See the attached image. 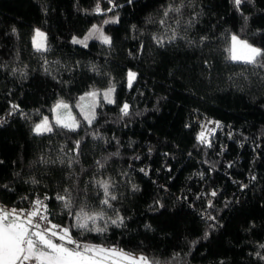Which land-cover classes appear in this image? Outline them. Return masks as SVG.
I'll return each instance as SVG.
<instances>
[{"label": "trees", "instance_id": "1", "mask_svg": "<svg viewBox=\"0 0 264 264\" xmlns=\"http://www.w3.org/2000/svg\"><path fill=\"white\" fill-rule=\"evenodd\" d=\"M94 25L110 44L73 43ZM233 34L264 50V0H0V201L45 195L78 243L157 264H264V57L231 60ZM112 84L91 124L34 132L60 99ZM204 115L222 123L210 146Z\"/></svg>", "mask_w": 264, "mask_h": 264}, {"label": "snow or ice", "instance_id": "2", "mask_svg": "<svg viewBox=\"0 0 264 264\" xmlns=\"http://www.w3.org/2000/svg\"><path fill=\"white\" fill-rule=\"evenodd\" d=\"M111 2L112 0H109V3ZM129 2H131V0H129ZM234 2L236 6H239L242 0H234ZM111 10V8L108 9V11ZM172 10L173 9H169L168 11ZM175 10L178 11V9ZM95 11L97 13L101 12L99 3H97ZM168 11H165V16H167ZM110 22L115 23L118 22V20L105 21V23ZM161 23H163V21H161ZM93 37L99 38L105 44L111 43V38L104 35L102 29L95 25L84 40H79L74 37L73 43L87 46L86 41ZM45 41V34L37 29L33 38V44L37 51L46 50ZM157 42L163 43L162 40H158ZM229 53L231 60L243 61L246 64H256L258 58L264 57V50L253 47L246 41L239 40L236 36L232 37V47L229 49ZM127 77L128 85L131 87L136 78V73L129 71ZM114 91L115 89L113 87L103 93V98L108 103L115 102L112 99ZM86 95L92 97L93 101H95L98 94L96 92H90ZM83 99L84 97H81V100ZM95 106L94 102L91 105L90 111H86L83 105L80 106L81 113L84 115V119L88 124H91L95 119ZM61 108L68 109V105L62 101L55 105L53 111L57 113L55 116L56 125L74 131L79 127V122L70 112H68L66 116L61 115L57 111ZM128 110L129 105L127 103L123 104L121 112L127 115ZM217 126H219L218 122ZM52 131L53 127L48 117H44L42 122L36 124L34 128V132L38 135L50 133ZM198 139L201 143H207L205 132H201ZM79 143V141L76 142V150L79 149ZM69 163H71V161H69ZM141 171L144 170L142 169ZM102 186L107 196L109 194L108 183L103 182ZM212 195L215 196L216 193L213 192ZM112 198L115 199V197ZM45 199H47V197H45ZM56 199L64 201V207L70 209V201L66 200L64 196H57ZM32 203L33 207L27 211L24 209L7 210L0 208V264H26V262H33V264H103V260L113 257L118 258L114 264H157V262L150 261L148 257L143 255L136 257L117 249H106L96 245H80L72 238L69 228H60V226L51 223L46 215L47 205L43 200L36 199ZM102 203L107 204L108 201L104 200ZM35 218H38V220ZM96 219V215L84 214L81 216V214L78 213L76 227L98 232L105 231V229L102 228H88V222L91 221L95 224ZM118 219H120L122 223V218ZM40 221L50 226L42 228ZM111 222L112 224H117L116 220ZM52 237L58 238V240L63 243L54 242ZM67 245H75V248H70Z\"/></svg>", "mask_w": 264, "mask_h": 264}, {"label": "rangeland", "instance_id": "3", "mask_svg": "<svg viewBox=\"0 0 264 264\" xmlns=\"http://www.w3.org/2000/svg\"><path fill=\"white\" fill-rule=\"evenodd\" d=\"M95 26H97V25H95ZM98 28H100V29H102V32H103V34L104 35H106V36H108V37H110V35H108L107 33H105V31H104V29H103V26H97ZM40 30L41 32H43L44 34H45V37H46V41H45V44H46V48H47V35H46V33H45V31L43 30V29H41V28H39V27H36L35 28V33H36V30ZM92 29V28H91ZM90 29V30H91ZM90 32V31H89ZM89 32L85 35V36H83V37H75V38H77V39H79V40H84V38L86 37V36H88V34H89ZM35 33H34V36H35ZM34 36H33V38H34ZM233 36H236V37H238V39L239 40H241V41H246L248 44H250V45H252L253 47H257V48H260V47H258V46H256V45H253V44H251L249 41H247L246 39H243V38H241V37H239L238 35H236V34H233L232 35V37ZM232 37H231V47H232ZM111 38V37H110ZM92 39H97V40H99V41H101L99 38H97V37H93V38H90V39H88L87 41H86V44L90 41V40H92ZM34 45V44H33ZM82 45H84V44H82ZM261 49V48H260ZM236 62H243V61H236ZM130 71H132V72H135L136 73V78H137V71L136 70H134V69H131ZM136 78H135V80H136ZM134 80V81H135ZM134 81H133V83H134ZM133 83H132V85H133ZM129 86V85H128ZM114 87V89H115V91H114V93H113V95H112V99L115 101V96H116V85L115 84H112V85H110V86H108V87H106V88H91L90 90H88V91H86L84 94H82L81 95V97H84V99L83 100H81V97H79L76 101H73V102H70V101H66V100H64V99H60L58 102H63V103H65V104H67L68 105V109H63V108H61V109H59V110H57L61 115H64V116H66L67 114H68V112H70L71 113V115L73 116V117H75V119L79 122V127H80V125H81V123L82 122H87L85 119H84V115L81 113V108H80V106L81 105H83L84 107H85V110L86 111H90L91 110V105L95 102V117H96V114H97V108L102 104V103H108L104 98H103V93L106 91V90H108L109 88H113ZM90 92H96L98 95H97V97L95 98V101H93V98L92 97H89V96H87L86 94L87 93H90ZM58 102H56V104L58 103ZM55 104V105H56ZM55 105H54V107H53V109L55 108ZM56 112L55 111H52V114H46L45 115V117H48V120H49V122L52 124V127H54V124H56L55 123V116H56ZM44 119V118H43ZM42 122V121H41ZM41 122H39V123H41ZM93 122V121H92ZM78 127V128H79ZM77 129V128H76ZM52 239L54 240V242H57V243H63L62 241H59L58 240V238H56V237H52ZM68 247H70V248H75V245H67ZM104 248V247H103ZM107 249H109V248H107ZM114 249H117V248H114ZM124 252V251H123ZM124 253H126V252H124ZM128 254V253H127ZM136 257H139V256H136ZM118 258H116V257H113V258H110V259H107V260H103V264H114V262L117 260Z\"/></svg>", "mask_w": 264, "mask_h": 264}, {"label": "built area", "instance_id": "4", "mask_svg": "<svg viewBox=\"0 0 264 264\" xmlns=\"http://www.w3.org/2000/svg\"><path fill=\"white\" fill-rule=\"evenodd\" d=\"M4 122H5L4 117L0 118V125L3 124ZM196 122L200 125V133L201 132H205V137H206L207 143H203V144H206V145L210 146L213 137L221 129L222 123L219 120L213 119V118H211L209 116H205V115L196 118ZM217 122H218L219 126H217ZM214 192L216 193V191H214ZM45 197H47V196L37 193V194L34 195V197L31 199V201L25 207L12 206V205H9V204H6V203H3V202L0 201V208H4V209H7V210L24 209V210L27 211V210H30L33 207V203H32L33 201H35L36 199H41L47 205V213H46V215L48 216V219L51 221L52 224H54L52 222V220H51L52 211L50 210V207H49V204H48V198L45 199ZM35 219L38 220V218H35ZM40 223H41V227L42 228L50 226V225H47L43 221H40ZM60 228H64V227H60ZM79 244L80 245H84L82 243H79ZM26 264H33V262H26Z\"/></svg>", "mask_w": 264, "mask_h": 264}, {"label": "crops", "instance_id": "5", "mask_svg": "<svg viewBox=\"0 0 264 264\" xmlns=\"http://www.w3.org/2000/svg\"><path fill=\"white\" fill-rule=\"evenodd\" d=\"M87 245V244H86ZM96 246H98V245H96ZM100 247H102V246H100ZM104 248H109V249H114V248H112V247H104ZM117 250H121V251H124L123 249H117ZM124 252H126V253H128V254H130V255H132V256H138V255H136V254H133V253H130V252H127V251H124Z\"/></svg>", "mask_w": 264, "mask_h": 264}]
</instances>
